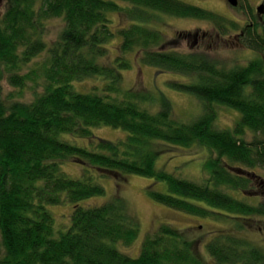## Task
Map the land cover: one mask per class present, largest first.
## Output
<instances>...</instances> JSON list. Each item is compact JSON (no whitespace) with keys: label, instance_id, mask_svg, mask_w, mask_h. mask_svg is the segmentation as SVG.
I'll return each mask as SVG.
<instances>
[{"label":"trees","instance_id":"obj_1","mask_svg":"<svg viewBox=\"0 0 264 264\" xmlns=\"http://www.w3.org/2000/svg\"><path fill=\"white\" fill-rule=\"evenodd\" d=\"M112 14L125 16L128 26L113 30ZM158 14L211 21L221 34L236 29L178 0H6L0 18V264H203L193 243L165 224L142 240L136 258L119 251L132 244L138 226L119 193L99 206L81 205L104 195L92 182L94 174L117 187L130 175L164 183L165 192L151 190L149 198L194 217L244 220L261 213L227 191H245L248 171L264 172V37L254 27L243 28L240 46L258 57L227 68L201 53L163 50L162 35L145 24ZM50 19L63 23L52 43L44 39ZM115 34L118 55L105 64ZM134 49L141 52V64L186 77L168 87L201 103L198 118L181 123L163 96L152 112L145 107L148 94L119 90L120 71L129 68L125 56ZM39 55H46L37 66L41 92L27 103L2 98L1 83L23 88L31 75L19 71ZM91 77L108 82L102 93L74 90L75 82ZM213 106L238 115L233 129H213ZM100 127L120 130L125 137L116 142L96 138L92 130ZM61 135L85 138L92 149L64 142ZM157 145L206 150L211 154L204 165L206 183L158 171ZM68 161L81 167L79 179L63 173ZM64 202L72 211L61 233L47 207ZM206 251L214 264H264L259 249L232 235H216Z\"/></svg>","mask_w":264,"mask_h":264},{"label":"rangeland","instance_id":"obj_2","mask_svg":"<svg viewBox=\"0 0 264 264\" xmlns=\"http://www.w3.org/2000/svg\"><path fill=\"white\" fill-rule=\"evenodd\" d=\"M180 2L199 7L213 13L235 25L236 29H228L226 34H221L211 21L192 18H179L167 14H158L149 17L145 24L152 30L159 32L164 41L163 50L187 54L189 52L201 53L209 58L224 64L227 68L243 66L248 61L258 57L256 53L240 46L239 37L243 28L249 26L264 37V0H237V6L232 7L225 0H178ZM262 6L263 14H258L257 9ZM6 9V0H0V18ZM112 28L115 31L126 28L129 21L123 15H110ZM229 28V26H228ZM63 29L61 19H50L45 23V41H55ZM120 38L115 37L107 44L108 55L103 60L110 64L118 55ZM141 52L135 49L129 52L125 58L129 68L120 71L119 90L121 92L135 91L148 94L151 98L145 107L150 111L157 109V99L161 95L171 105L172 117L181 122L189 123L198 118L203 108L194 97L176 92L168 87L170 82L187 81L186 77L176 73L159 71L156 68L141 64L139 56ZM46 55H39L24 66L19 74H30V80L21 89L12 88L5 81L1 83L2 98L13 99L19 102H30L34 95L41 92L43 78L37 66L41 65ZM108 82L102 78H85L74 83V90L81 94L102 93ZM117 97H120L119 95ZM155 101H154V100ZM215 118L213 129L217 131L233 129L238 122V115L224 107L213 106ZM96 138L116 142L123 140L125 134L120 130L109 127H100L92 130ZM246 141L252 140L250 133L246 134ZM60 140L73 146L92 149V144L85 138L77 136L61 135ZM159 153L155 162L158 171L171 174L195 184L204 185L208 180V173L204 165L211 157L206 150L198 147L188 149H174L168 146L157 145ZM63 173L71 179L81 177V167L72 161L64 163L61 167ZM250 183L245 191H227L234 199L260 210V214H252L241 220L234 215H227L228 219H216L213 217H194L179 213L161 206L151 200L148 192H165L164 183H155L151 179L130 175L120 187L108 178H99L93 175V183L102 187L104 195L81 202V205L99 206L119 193L118 198L123 199L127 211L136 222L137 237L132 244L121 251L130 258H136L140 244L146 236L153 235L162 224L169 225L182 232L190 243H193L197 256L203 264H214L206 251V246L216 235H232L237 240L245 242L248 246H254L264 254V172L259 170L248 171ZM93 174V173H92ZM251 175V176H250ZM256 175V176H255ZM83 203V204H82ZM53 215L55 227L64 232L70 225L72 205L64 202L58 206L47 207ZM243 225L239 229L237 226Z\"/></svg>","mask_w":264,"mask_h":264},{"label":"water","instance_id":"obj_3","mask_svg":"<svg viewBox=\"0 0 264 264\" xmlns=\"http://www.w3.org/2000/svg\"><path fill=\"white\" fill-rule=\"evenodd\" d=\"M227 2V4H229L230 6L232 7H235L237 6V0H225ZM257 12L258 14H263V7L260 6L258 9H257Z\"/></svg>","mask_w":264,"mask_h":264},{"label":"flooded vegetation","instance_id":"obj_4","mask_svg":"<svg viewBox=\"0 0 264 264\" xmlns=\"http://www.w3.org/2000/svg\"><path fill=\"white\" fill-rule=\"evenodd\" d=\"M238 2H239V0H238Z\"/></svg>","mask_w":264,"mask_h":264}]
</instances>
